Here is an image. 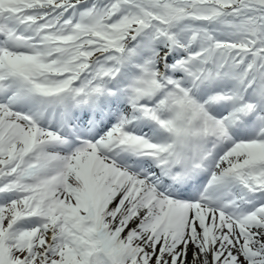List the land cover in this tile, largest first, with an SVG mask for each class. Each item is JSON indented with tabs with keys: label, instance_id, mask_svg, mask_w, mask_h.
Segmentation results:
<instances>
[{
	"label": "snow or ice",
	"instance_id": "6c2138e0",
	"mask_svg": "<svg viewBox=\"0 0 264 264\" xmlns=\"http://www.w3.org/2000/svg\"><path fill=\"white\" fill-rule=\"evenodd\" d=\"M0 264H264V0H0Z\"/></svg>",
	"mask_w": 264,
	"mask_h": 264
}]
</instances>
